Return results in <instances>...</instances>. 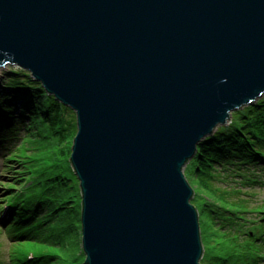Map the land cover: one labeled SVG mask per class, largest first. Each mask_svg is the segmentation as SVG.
<instances>
[{
  "label": "water",
  "instance_id": "obj_1",
  "mask_svg": "<svg viewBox=\"0 0 264 264\" xmlns=\"http://www.w3.org/2000/svg\"><path fill=\"white\" fill-rule=\"evenodd\" d=\"M76 113L84 264H201L185 167L264 96V0H0V76Z\"/></svg>",
  "mask_w": 264,
  "mask_h": 264
},
{
  "label": "trees",
  "instance_id": "obj_2",
  "mask_svg": "<svg viewBox=\"0 0 264 264\" xmlns=\"http://www.w3.org/2000/svg\"><path fill=\"white\" fill-rule=\"evenodd\" d=\"M20 125H26L28 128L34 126L36 130L33 133H37L40 139L52 140L59 136L57 143L66 138V141L69 140L72 144L77 131V118L74 110L49 94L27 70L10 67L0 78V144L4 142L2 145L7 150L9 148L5 141L11 139ZM45 139L43 148H51L54 144ZM17 155L22 157L20 161L14 155H11L10 159L26 164L23 165L25 169L17 171V175L13 177L18 181L27 180V183L6 197V206L1 208L0 214L3 231L9 233L13 239L30 236V233L37 234L47 223L61 216L60 211L74 201L72 196L65 198L61 191L69 187L70 182L78 179L72 169L70 173L48 174L44 179L30 182L29 176L32 178L34 172L27 162L33 163L39 159L31 155L26 159L27 154L24 153ZM59 165L60 163L56 162L54 166ZM256 166L264 171V96L234 111L229 124L220 126L213 135L207 136L198 144L196 155L185 167L189 182L195 186V205L201 215L200 222L203 221L205 225L201 222L202 230L211 226L212 233L218 237L213 243L211 258L221 259L222 264H252L258 255L263 256L258 254L261 252L258 248L264 246V234L248 229L243 231V235L247 234L244 239L240 236L242 228H236L235 225L227 227L228 222L238 224L237 220L243 218L242 215H236L235 220L233 213L250 212L251 207H248L247 199L231 200V188L216 184L219 180L225 182L224 177L233 176V173H237L241 178L237 181L239 183L257 182L260 176L253 169ZM26 174L28 175L24 177ZM9 185L13 188L12 184ZM37 186L41 187V192L34 190ZM71 208L69 215L72 214ZM260 212L264 213V210ZM218 221L221 222L220 225ZM49 229L57 227L50 226ZM230 231L236 234L233 233L228 238L225 235ZM51 235L55 234L41 237L46 239ZM217 246L219 249L215 252ZM30 247L22 243L17 245L10 253V264H54L52 256L57 253ZM244 247L248 251H245ZM206 251L201 264L204 263Z\"/></svg>",
  "mask_w": 264,
  "mask_h": 264
},
{
  "label": "rangeland",
  "instance_id": "obj_3",
  "mask_svg": "<svg viewBox=\"0 0 264 264\" xmlns=\"http://www.w3.org/2000/svg\"><path fill=\"white\" fill-rule=\"evenodd\" d=\"M6 70H8V67L4 69L3 72H5ZM1 77H3V75L0 76V78ZM26 125H20L18 127L19 130L15 132L11 139L5 141V144H8L7 147L9 148V150H7L4 145H2L4 144V142L0 144V214L2 212L1 208L3 206H6V197L17 192L18 189H20L27 183V180L18 181L13 177L17 175V171L25 169L23 165L26 163L21 162L20 164L16 160H11V155H14V157H16L18 161L22 159L21 156L17 155L19 153L27 154V156H25L26 159H29L30 155L34 158L39 159V161L37 162L34 161V164L27 162V165H31V168L34 172L32 178H30L29 176L30 182L31 180H37L39 178L44 179L48 176V174H56L58 172L70 173L73 169L70 162V149L72 144L69 140L66 141V138H64L60 140L59 143H57L59 136H55L52 140L50 138H44L45 140H49L50 142H52L54 145L48 149L43 148L44 139H40V136L36 135L37 133H33V131L36 130L34 126L28 128V125ZM56 162L60 163V165L54 166ZM253 169L258 174V176H260L258 178L259 181L257 182L239 183L237 181H240L241 178L237 175V173H233V176L230 177H224L225 182H222L220 180L216 181V184L218 185H227L231 188V200H236L239 198L247 199L248 207H251V209L249 208L250 212L248 213H233V217L235 220L236 215H242L243 217L237 220L238 224L229 222L227 223V227H232L233 225H235L236 228H242V231H240V236L244 239L247 237V234L243 235V231H246L248 229H254L257 233L264 234V213L260 212V210H264V171L261 170L258 166L254 167ZM27 175L28 174H26L24 177H26ZM9 184H12L11 186H13V188H10ZM193 187L195 189L194 185ZM34 190H39L41 192L42 189L40 186H37L36 188H34ZM203 191L204 190L202 189V192ZM61 194H63L65 198L72 196L74 201L68 203L67 208H64L60 211V213H62L61 216L56 217L54 221L52 220L50 221V223H47L41 230H39L37 234L30 233V236H23L20 239L10 238L9 233H7L5 230L3 231L0 216V264H10V253L14 251L16 246L20 245L21 243L25 244V246L27 247L34 246V248H37L39 250L52 251L55 254L57 253L56 256H52L54 257V264H84L85 253L83 252L82 247V196L80 180L77 179L74 182H70L69 187L63 189L61 191ZM195 195L196 193L194 194V197ZM194 197L192 198V201L194 204H196V201H194ZM70 206L74 207L71 208ZM230 206L233 208V205L230 204ZM70 208V214L72 213L71 215L68 214ZM200 216L201 215L199 213V220ZM201 222L202 225L205 226L203 224V221ZM201 222V237L203 245L204 241L206 244V248H204V254L207 250L204 257V263L202 264H222L223 261H221V259L211 258V251L213 243L216 242V235L212 233L210 229L211 226H206L202 230ZM217 223L218 225L221 224L220 221H218ZM50 226L57 227V229H49ZM233 233L235 232L230 231L229 234H226L225 236L230 238L229 236H232ZM47 234L55 235H51L46 239L41 237ZM244 248L246 249L245 251H248L246 247ZM218 249L219 247L217 246L215 248V252H218ZM259 250L261 252L258 254L263 256L259 257L258 255V258H256L254 262H252V264H264V246H260V248H258V251ZM202 261L203 257L201 259V262Z\"/></svg>",
  "mask_w": 264,
  "mask_h": 264
}]
</instances>
